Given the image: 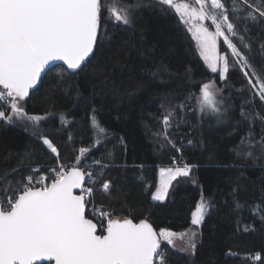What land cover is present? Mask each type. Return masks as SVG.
<instances>
[{
    "label": "snow or ice",
    "instance_id": "obj_1",
    "mask_svg": "<svg viewBox=\"0 0 264 264\" xmlns=\"http://www.w3.org/2000/svg\"><path fill=\"white\" fill-rule=\"evenodd\" d=\"M195 5L198 7L178 0H134L131 4L121 0H0V123L31 130L30 135L41 143L44 156L55 154L52 165L32 166L34 155L25 151L20 164L27 167L14 168L0 176V264H154L157 259L159 264H167V249L161 247L162 242L175 248L177 238L183 241L181 252L196 255L202 236L200 229L212 207L203 194L191 213L194 227L181 233L166 229L157 232L147 218L134 221V209H128V216L117 215L114 208L103 205L104 200L112 199L114 187L103 179L107 174L105 169L115 166L106 162V159L110 161L111 153L106 159H92L89 163L82 161L89 149L80 148L74 163L70 166L61 163L57 147L41 127L47 117L29 115L25 110L30 92L32 95L39 92L46 69L61 74L58 86L93 70L96 53L112 39L108 34L109 23L113 30L117 25L132 30L140 9L156 10L161 17H167L174 9L179 22L191 33L199 57L212 73H218L219 79L225 81L230 59L218 52V41L222 38L231 52V66L239 65L247 86L252 89V97H258L264 105V74L257 72L248 59L253 54L249 24L264 34V0H231V7L226 6L225 0H210V4L208 0H195ZM204 21H210L214 31ZM232 37L237 38L241 47ZM259 54L264 56V42L260 43ZM56 62H62V66ZM148 71L150 84H165V76L172 79L163 62ZM186 77L191 79V68L186 70ZM222 93L223 88H218L215 82L202 84L197 98L202 117L212 114L218 122L225 121V113L231 106L221 111L223 101L218 97ZM171 95L164 99L171 101ZM190 98L178 104L170 102L167 107L160 105L164 132L154 135L162 136L164 143L177 151L181 149L168 135V129L185 122ZM95 111L91 125L99 143L107 130L96 119ZM240 115L250 122L259 119L264 128V116L259 112L245 113L241 107ZM59 120L62 126L69 123L64 114ZM248 135L246 143L250 148L256 144L264 148V135L255 141L254 133ZM120 140L123 144L124 138ZM192 143L189 139L188 144ZM236 154L239 157L243 150H237ZM246 155L253 154L248 151ZM194 167L184 164L162 168L151 201L163 204L173 181L180 177L192 179ZM232 193V212L239 214L247 202L239 200L237 187L232 188ZM155 207L158 205L154 203L148 214ZM247 210L260 221V229H264V196ZM240 223L238 220V231ZM243 231L257 229L253 223H245ZM254 259L259 261L261 257L257 254Z\"/></svg>",
    "mask_w": 264,
    "mask_h": 264
},
{
    "label": "trees",
    "instance_id": "obj_2",
    "mask_svg": "<svg viewBox=\"0 0 264 264\" xmlns=\"http://www.w3.org/2000/svg\"><path fill=\"white\" fill-rule=\"evenodd\" d=\"M121 2L131 4L134 0ZM225 3L231 7V0ZM108 34L112 39L96 53L93 70L67 79L60 86L57 81L61 74L56 70L46 72L39 92L30 94L25 103L26 113L47 117L41 127L57 147L61 163H74L80 148L89 149L82 158L89 163L92 159H106L111 153L110 161L106 162L115 166L105 169L103 179L114 187L112 199L104 200L103 205L114 208L117 215L128 216V209H134V221L147 218L157 232L166 229L181 233L194 227L190 214L201 195L210 201L212 207L200 229L202 236L196 255L189 256L162 242L161 247L167 249V264H264V229H260V221L247 210L264 196V148L260 144L250 148L246 143L250 132L254 133L253 141L259 140L264 128L259 119L250 122L240 115L243 107L245 113L259 112L264 116V105L258 97H252V89L239 66H231L229 58L225 81L219 79L218 73L210 72L173 10L167 17H161L156 10L140 9L132 30L120 25L113 30L110 22ZM248 35L253 38V54L248 59L257 72L264 74V56L259 54L264 34L249 24ZM235 43L241 47L237 38ZM218 50L227 55L222 41ZM160 62L172 79L165 76V84H150L148 70H155ZM188 68L190 80L186 77ZM210 80L223 88L219 96L223 101L221 111L231 106L225 113V121L217 122L216 126L196 112V97L202 84ZM170 93L171 101L164 99ZM189 96L185 122L168 129V135L181 149L177 151L154 135L164 132L160 105L178 104ZM93 109L96 119L107 130L96 147L97 134L91 125ZM61 114L69 121L63 126ZM30 131L0 123V176L14 168H26V164H20L25 151L34 155L32 166L53 164L55 155L46 158L41 143L31 137ZM189 139L192 144H188ZM237 150H243L239 157ZM248 151L252 157L246 155ZM177 159L196 166L192 168V179L180 177L174 181L163 204L151 201L158 168L170 167ZM233 187L238 188L239 200L247 202L239 214L232 212ZM154 203L158 207L148 214ZM245 223H253L257 231L244 232ZM257 254L261 257L259 261L254 259Z\"/></svg>",
    "mask_w": 264,
    "mask_h": 264
},
{
    "label": "rangeland",
    "instance_id": "obj_3",
    "mask_svg": "<svg viewBox=\"0 0 264 264\" xmlns=\"http://www.w3.org/2000/svg\"><path fill=\"white\" fill-rule=\"evenodd\" d=\"M178 2H187V3H189L191 6H193V7H198V5H195V0H178ZM208 3L210 4V0H208ZM173 11H174V9H173ZM175 13V12H174ZM177 17H178V19H179V16L177 15ZM204 23H205V25L206 26H209V30L210 31H214V27H211L210 26V21H204ZM182 24V23H181ZM183 25V24H182ZM184 26V25H183ZM184 28L186 29V31H187V28L184 26ZM188 32V31H187ZM188 34L190 35V37H191V33H189L188 32ZM235 38L236 37H232V39H233V42L235 43ZM191 39H192V37H191ZM193 40V39H192ZM220 41H222L223 42V39L222 38H220L219 39V41H218V43L220 42ZM193 43H194V45H195V48H196V44H195V41L193 40ZM225 47H226V45H225ZM226 49H227V47H226ZM196 50H197V48H196ZM218 52H219V50H218ZM197 53H198V50H197ZM220 54V53H219ZM221 55H225V56H227L228 58H231L232 59V57H231V52H230V50H228L227 49V55L226 54H221ZM198 56H199V54H198ZM202 60V59H201ZM203 61V60H202ZM204 63V62H203ZM206 66V65H205ZM239 66V65H238ZM207 67V66H206ZM209 70V69H208ZM210 71V70H209ZM211 72V71H210ZM254 79V78H253ZM209 82H213L212 80H210V81H208V82H206V83H209ZM199 95H200V92H199V94H198V96L196 97V112H197V114L199 115V117L200 118H205V120H206V122H208V123H211L213 126H216L217 125V117L215 116V115H212V114H209V115H206V116H203L202 117V115H201V113H200V111H199V105H198V100H197V98L199 97ZM218 99H219V97H218ZM47 119V118H46ZM45 119V120H46ZM44 121V120H43ZM159 139H163L162 138V136H159ZM98 145V143H96L95 142V147ZM55 155V154H54ZM176 161V160H175ZM171 168H175V167H178V166H176L175 164H173L172 166H170ZM170 167H159L158 168V171H157V185H156V188L159 186V183H160V170L162 169V168H170ZM174 182V181H173ZM170 190V189H169ZM156 191V190H155ZM169 194V193H168ZM166 201V200H165ZM182 245H183V241L182 240H180V239H176L175 240V248H173V249H175V250H178V251H180L179 249L182 247ZM172 247V246H171Z\"/></svg>",
    "mask_w": 264,
    "mask_h": 264
},
{
    "label": "built area",
    "instance_id": "obj_4",
    "mask_svg": "<svg viewBox=\"0 0 264 264\" xmlns=\"http://www.w3.org/2000/svg\"><path fill=\"white\" fill-rule=\"evenodd\" d=\"M72 163L70 164H67V165H71ZM176 166H183L185 164V162L182 160V159H177L174 163ZM154 264H159V261L158 259L156 261H154Z\"/></svg>",
    "mask_w": 264,
    "mask_h": 264
},
{
    "label": "water",
    "instance_id": "obj_5",
    "mask_svg": "<svg viewBox=\"0 0 264 264\" xmlns=\"http://www.w3.org/2000/svg\"><path fill=\"white\" fill-rule=\"evenodd\" d=\"M56 64L58 65V66H62V62H56ZM64 67H66V66H64ZM46 72H48V70L46 69ZM45 74L44 73H42V78H43V76H44ZM30 94H31V92H30ZM78 191V190H77ZM197 205V204H196ZM196 207V206H195ZM195 210V208L192 210V212ZM210 210V209H209ZM191 212V213H192ZM209 214V213H208ZM208 216V215H207ZM206 216V217H207ZM206 219V218H205ZM190 222H191V214H190Z\"/></svg>",
    "mask_w": 264,
    "mask_h": 264
}]
</instances>
